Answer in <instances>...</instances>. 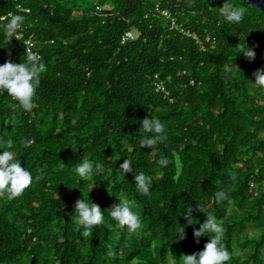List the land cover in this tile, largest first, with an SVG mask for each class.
I'll list each match as a JSON object with an SVG mask.
<instances>
[{"label": "trees", "instance_id": "trees-1", "mask_svg": "<svg viewBox=\"0 0 264 264\" xmlns=\"http://www.w3.org/2000/svg\"><path fill=\"white\" fill-rule=\"evenodd\" d=\"M230 2L247 9L239 24L223 19L226 0H0V64L35 52L45 65L30 112L0 92V151L11 141L33 176L20 197L0 196V264H180L210 241L194 235L207 213L222 226L226 264H264V87L254 82L264 13ZM14 16L24 19L9 39ZM127 31L135 36L122 42ZM245 42L254 59L240 53ZM146 117L167 131L152 149L139 147ZM83 158L102 174L81 180ZM139 172L154 177L150 197L135 190ZM217 191L228 199L217 203ZM117 194L136 201L141 228L130 234L105 212L82 236L76 201L107 211ZM190 205L194 225L182 215Z\"/></svg>", "mask_w": 264, "mask_h": 264}, {"label": "clouds", "instance_id": "clouds-1", "mask_svg": "<svg viewBox=\"0 0 264 264\" xmlns=\"http://www.w3.org/2000/svg\"><path fill=\"white\" fill-rule=\"evenodd\" d=\"M221 8V15L224 20L229 23L239 24L247 14V9L237 6L226 0ZM24 17L14 16L6 26V35L9 39L14 37V32L21 26ZM249 59L255 58V51L250 48L247 43L241 46V52ZM45 70V65L41 62L40 56L35 52H27L26 59L21 63L6 62L0 64V92H6L17 102V106L25 112H30L34 107V97L36 89L40 83V76ZM235 74L234 69H229ZM255 84L264 87V70L256 73ZM144 135L139 139V147H148L152 149L155 145L167 139L166 126L160 119L154 117H146L142 120V128ZM29 140L27 144H31ZM9 150L0 151V196H6L8 199L20 197L24 191L33 183L31 172L22 166V163L16 160V153L11 150V141H8ZM74 149V147L71 145ZM133 162L126 159L119 165L121 175L126 176L132 171ZM159 164L166 166L167 158L159 160ZM73 171L83 181H88L102 174V167L99 162L83 158L74 168ZM232 179H236V173L233 172ZM154 177L144 172L134 175L135 190L141 196L150 197L152 192ZM94 186V185H93ZM91 187V189L93 188ZM118 203L107 211L93 202L88 197L76 201L75 209L72 214V220L82 230L81 235L88 237L92 229L105 222V212L118 224L121 229H126L128 233H135L141 228V220L136 211L137 203L134 199L119 194L115 195ZM217 203H221L228 199L224 191L215 193ZM200 210L204 211L199 205ZM193 207L190 205L184 208L182 215L187 218L189 225L196 224L195 218L192 216ZM206 212V211H205ZM207 213V212H206ZM178 234L185 237V226L180 225ZM197 239L205 235L211 237L206 243L203 250L194 254L181 255L180 264H226L230 260L231 254L223 244V229L220 222L215 216L207 213V219L200 224L199 228L194 230ZM132 264H139L134 260Z\"/></svg>", "mask_w": 264, "mask_h": 264}, {"label": "built area", "instance_id": "built-area-1", "mask_svg": "<svg viewBox=\"0 0 264 264\" xmlns=\"http://www.w3.org/2000/svg\"><path fill=\"white\" fill-rule=\"evenodd\" d=\"M97 8L100 9L101 7L97 6ZM104 8H108V5L104 6ZM155 9H156L157 12H160L163 15H165V16L170 18V13L167 10H161L159 4H156ZM172 21H173V24H175V19L174 18H172ZM17 36H21V34H18ZM134 36H135V34L132 31H127L122 37V42H125L127 40L133 39ZM26 44H27V47H28V51H33L32 46H33L34 42L31 40V38H29L26 41Z\"/></svg>", "mask_w": 264, "mask_h": 264}, {"label": "water", "instance_id": "water-1", "mask_svg": "<svg viewBox=\"0 0 264 264\" xmlns=\"http://www.w3.org/2000/svg\"><path fill=\"white\" fill-rule=\"evenodd\" d=\"M252 5H255L260 11L264 13V0H242Z\"/></svg>", "mask_w": 264, "mask_h": 264}, {"label": "rangeland", "instance_id": "rangeland-1", "mask_svg": "<svg viewBox=\"0 0 264 264\" xmlns=\"http://www.w3.org/2000/svg\"><path fill=\"white\" fill-rule=\"evenodd\" d=\"M258 231V228L256 226H250L248 228V232L252 233V234H256ZM242 249L237 247V252L239 253Z\"/></svg>", "mask_w": 264, "mask_h": 264}]
</instances>
